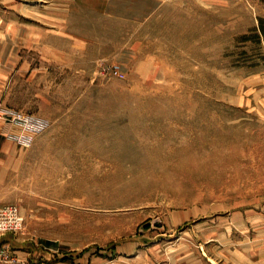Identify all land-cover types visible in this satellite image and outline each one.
Segmentation results:
<instances>
[{"label":"rangeland","instance_id":"374dc122","mask_svg":"<svg viewBox=\"0 0 264 264\" xmlns=\"http://www.w3.org/2000/svg\"><path fill=\"white\" fill-rule=\"evenodd\" d=\"M0 264H264V0H0Z\"/></svg>","mask_w":264,"mask_h":264},{"label":"built area","instance_id":"2783aa9c","mask_svg":"<svg viewBox=\"0 0 264 264\" xmlns=\"http://www.w3.org/2000/svg\"><path fill=\"white\" fill-rule=\"evenodd\" d=\"M23 218L17 208L0 209V233H8L21 228Z\"/></svg>","mask_w":264,"mask_h":264}]
</instances>
